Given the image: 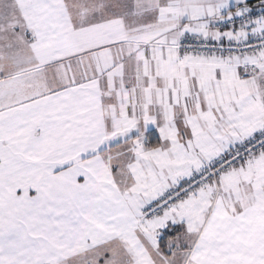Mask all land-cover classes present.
<instances>
[{"label": "snow or ice", "instance_id": "6c2138e0", "mask_svg": "<svg viewBox=\"0 0 264 264\" xmlns=\"http://www.w3.org/2000/svg\"><path fill=\"white\" fill-rule=\"evenodd\" d=\"M0 264H264V0H0Z\"/></svg>", "mask_w": 264, "mask_h": 264}]
</instances>
